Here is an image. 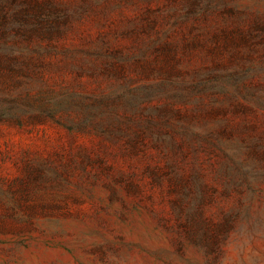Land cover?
<instances>
[{"label":"rangeland","instance_id":"374dc122","mask_svg":"<svg viewBox=\"0 0 264 264\" xmlns=\"http://www.w3.org/2000/svg\"><path fill=\"white\" fill-rule=\"evenodd\" d=\"M40 1L80 11L49 46L34 44L50 53L31 61L38 70L29 85L0 96L11 100L29 90L35 97L40 89L47 100L70 96L94 104L91 113H111L115 124L130 120L140 127L159 121L163 109L176 123L191 106L175 98V89L157 92L166 76L130 64L112 76L71 70L63 53L146 52L152 61L155 50L175 49L171 79L177 80V73L211 63L208 50L221 45L216 35L264 25V0H199L187 21L183 0ZM186 43L196 47L183 56ZM261 58L264 46L252 53L254 71L246 79L250 91L262 90L257 93H264ZM249 105L246 113L225 118L231 139L221 144L247 172L251 190L240 195L232 189L211 150L185 148L177 172L198 173L201 191L194 192L196 207L189 197L181 209L152 135L145 133L133 148L106 131L100 116L73 109L36 118L0 104V264H264V110ZM192 214L197 222L189 220Z\"/></svg>","mask_w":264,"mask_h":264},{"label":"trees","instance_id":"16d2710c","mask_svg":"<svg viewBox=\"0 0 264 264\" xmlns=\"http://www.w3.org/2000/svg\"><path fill=\"white\" fill-rule=\"evenodd\" d=\"M84 3V1H83ZM199 0H183L182 20L192 18L198 7ZM80 9H68L52 6L40 0H0V95L25 88L33 77H36L37 67L31 62L34 57L49 54L50 49L34 47L40 46L43 41L50 42L60 35L62 27L74 17ZM221 45L208 50L211 63L204 65L190 73H177V80H173L174 64L178 62L176 50L163 48L155 50L154 59L147 60L146 52L121 57L99 50H74L63 53L64 65L71 70L96 71L101 74L115 75L125 64L146 74H155L166 78L157 85V92L164 94L169 89H175V98L183 105H190L188 114H181L174 123V116L168 115L163 109L159 121L150 119L144 127L139 124L123 125L116 122L111 113L93 112L94 104L84 105L71 99L70 96L51 100L45 99L47 92H37L34 97L29 90L22 92L17 98L7 100L0 96V104L9 106L22 113H34L36 118L54 117L58 112L68 114L73 109L83 114V117H103L107 126L106 131L112 135L126 138V143L135 148L145 133L154 137L156 146L163 148V159L168 162L166 176L179 198L175 204L181 209L189 206V197L195 198L194 192L200 193L198 186L199 174L193 173L190 177L179 175L176 160L186 157L185 148L192 152L211 150L219 157L218 174H221L230 183L232 189L240 193L251 190L247 172L235 160L229 148L221 144L231 139V132L227 130L226 119L232 113H246L252 107L264 110V93L258 90L250 91L246 79L254 71L251 62L252 53L260 46H264V25H253L247 31L235 28L215 36ZM200 44L197 46L199 47ZM193 43H186L182 48V55L195 48ZM260 70H264V60L260 59ZM52 94L51 92H48ZM224 121L225 125L216 130L201 134L198 126L217 124ZM135 124L134 122H131ZM248 149V148H247ZM250 150V149H248ZM253 154H258L251 150ZM196 188V191H194ZM186 199V203L185 200ZM193 199V207L197 203ZM190 221L197 222L192 214Z\"/></svg>","mask_w":264,"mask_h":264}]
</instances>
